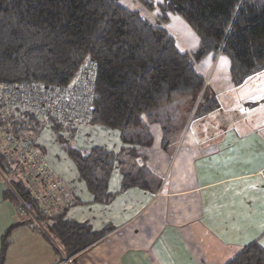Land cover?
Segmentation results:
<instances>
[{
    "label": "trees",
    "instance_id": "obj_1",
    "mask_svg": "<svg viewBox=\"0 0 264 264\" xmlns=\"http://www.w3.org/2000/svg\"><path fill=\"white\" fill-rule=\"evenodd\" d=\"M137 1L156 15L129 10L119 0H0V133L34 141L42 154L38 141L49 133L98 204L112 199L107 184L114 167L122 170L123 189L155 182L136 163L138 149L152 141L150 126L157 125L163 144H170L178 134L179 103L186 99L196 116L218 108L196 69L200 61L225 57L234 87L264 71V0ZM170 17L193 32L195 50L183 51L169 34ZM80 77L89 79L92 99L79 125L10 104L11 93L40 88L61 93ZM94 128L116 132L121 149L78 147V134ZM0 167H6L1 153ZM11 186L32 203L37 220L46 222L45 232L72 264L107 231L68 222L64 212L42 215L21 182ZM8 195L14 204V195ZM24 225L29 222L15 221L2 235L0 264L12 230ZM225 264H264V248L252 242Z\"/></svg>",
    "mask_w": 264,
    "mask_h": 264
},
{
    "label": "crops",
    "instance_id": "obj_2",
    "mask_svg": "<svg viewBox=\"0 0 264 264\" xmlns=\"http://www.w3.org/2000/svg\"><path fill=\"white\" fill-rule=\"evenodd\" d=\"M119 1L129 10L147 13L137 0ZM165 27L169 34L188 37L189 43L178 40L183 51L195 50L197 38L180 18L170 17ZM196 69L218 108L195 115L192 128L185 121L179 123L170 144H163L157 125L149 127L152 141L138 149L136 160L155 181L147 188L123 189L117 166L107 184L111 201L94 203L76 172L65 176L50 159L72 197L64 219L87 224L94 232L107 229L76 255L75 264H225L252 242L264 248V103L242 110L243 104L263 99L264 91L248 87L255 75L234 87L223 56L214 60L208 56ZM109 133L102 130L99 146L117 153L122 147L118 134L108 139ZM43 138L40 145L46 153L45 140L49 143L51 136L44 132ZM154 143L157 148L149 158L146 151ZM69 178L81 184L79 191L69 185L68 189ZM8 194L12 193L0 181V245L2 235L16 221ZM52 240L47 232L29 225L16 227L4 264H64L67 258Z\"/></svg>",
    "mask_w": 264,
    "mask_h": 264
},
{
    "label": "built area",
    "instance_id": "obj_3",
    "mask_svg": "<svg viewBox=\"0 0 264 264\" xmlns=\"http://www.w3.org/2000/svg\"><path fill=\"white\" fill-rule=\"evenodd\" d=\"M10 99L13 108L28 110L40 116L60 117L62 121L79 125L86 115L85 107L91 102L92 88L89 79L80 77L71 89L61 93L40 88L11 93ZM263 103L264 98L248 102L243 104L242 110L248 112ZM0 153L6 164L3 169L0 167V181L15 197V220L28 221L31 228L45 232L46 222L37 220L32 203L24 200L11 183L14 180L21 182L40 213L48 217L60 215L71 206L70 192L49 168L34 141L0 133ZM70 263L71 258H67L64 264Z\"/></svg>",
    "mask_w": 264,
    "mask_h": 264
},
{
    "label": "rangeland",
    "instance_id": "obj_4",
    "mask_svg": "<svg viewBox=\"0 0 264 264\" xmlns=\"http://www.w3.org/2000/svg\"><path fill=\"white\" fill-rule=\"evenodd\" d=\"M152 15L155 16L156 13H152ZM171 32H172V34H170V35L173 38H175V40L177 41V43H178V40L179 41H184V42L186 41L188 43L190 42L187 36L184 38L179 33H173V31H171ZM189 32H190V34H192V36L195 37V35L193 34V32L190 29H189ZM248 82H250V83H248L249 84L248 87H252V86L254 87L255 86V87H257L256 88L257 90L264 91V71H262L261 73L255 75L253 77V79L250 78ZM177 107L180 108V112H178V114H177V119L180 122V124L183 123V121H185V123L188 126V128H192L193 127V124H194V122L196 120V119H194L195 118V107H192L190 109V104L188 103V101H186V99L183 100L181 103H179V105H177ZM109 132H110L109 133L110 135L109 134L106 135L107 136L106 138H108V139H110V136H112L113 134H115L114 131H109ZM45 133H47V132H45ZM101 136H102V130L99 129V128H94L92 130L89 129V130H86V131H85V129H83V131H81L78 134V138L79 139L76 142V145L78 147L79 146L80 147L81 146H87V147H89V146L101 145L100 143L103 141L102 138H101ZM154 137H156V136L154 135ZM39 141L40 142H44L43 134L41 135V138L39 139ZM45 145H46L47 151L43 155L45 157V160H46L49 168L54 173H56L55 174L56 176L58 175V172L53 169V167H52V165L50 163L51 162L50 159H52L53 162H57L56 164L59 167V170L61 172H64L65 173V176H67V174L70 175V173L71 174H74L75 173L73 166L68 161V159L64 156L65 154L63 152V149H61V147L57 143L54 142V139H53L52 136L50 138V142L49 143H47L46 140H45ZM156 148H157V144L154 143L153 148H151L148 151H146L147 152L146 154L150 155L149 158L155 152L154 150ZM64 173H62V177L63 178L65 177L64 176ZM59 174H61V173H59ZM57 178H58V176H57ZM58 180H59V178H58ZM160 180H165V177H163ZM65 181L68 184H66L64 181L63 182L67 185L68 189H71L69 186H71V187L73 186L74 187V190H77L78 186L81 185L80 183H78V181L75 178L74 179L69 178L68 180H65ZM78 191H79V188H78ZM52 241H54V243H55V239L52 240Z\"/></svg>",
    "mask_w": 264,
    "mask_h": 264
}]
</instances>
